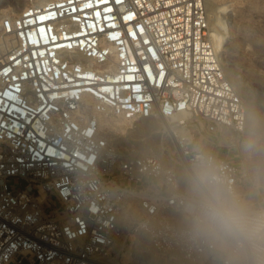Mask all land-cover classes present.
<instances>
[{
    "label": "built area",
    "instance_id": "2783aa9c",
    "mask_svg": "<svg viewBox=\"0 0 264 264\" xmlns=\"http://www.w3.org/2000/svg\"><path fill=\"white\" fill-rule=\"evenodd\" d=\"M104 119L160 120L164 147L139 148ZM247 121L207 0L0 10V264H108L140 235L155 264H206L179 235L187 178L207 156L217 179L243 187L248 156L200 141L235 145Z\"/></svg>",
    "mask_w": 264,
    "mask_h": 264
},
{
    "label": "clouds",
    "instance_id": "9594fccd",
    "mask_svg": "<svg viewBox=\"0 0 264 264\" xmlns=\"http://www.w3.org/2000/svg\"><path fill=\"white\" fill-rule=\"evenodd\" d=\"M243 150L250 160L247 183L217 179L207 156L193 161L181 203L179 235L206 264H264V122L253 117Z\"/></svg>",
    "mask_w": 264,
    "mask_h": 264
},
{
    "label": "rangeland",
    "instance_id": "374dc122",
    "mask_svg": "<svg viewBox=\"0 0 264 264\" xmlns=\"http://www.w3.org/2000/svg\"><path fill=\"white\" fill-rule=\"evenodd\" d=\"M38 1L41 0H0V10L16 12L29 4L39 3ZM207 12L218 22L219 44L216 49L221 55L224 68L243 80L247 93L243 99L249 112H252V117L263 121L261 109L264 107V0H207ZM108 122L121 123L118 119H104L102 124L108 126ZM122 123L133 130L130 138L144 139L147 143L143 146L147 147L145 149L156 152L164 147L162 136L154 132L162 121H143L132 126L126 122ZM245 138L244 134L238 136L235 145L215 147L214 139L206 135L200 142L206 149L222 152L234 161L244 164L247 156L243 150ZM160 257L161 255L151 247L148 238L140 235L131 243L126 241L122 250L109 263L155 264Z\"/></svg>",
    "mask_w": 264,
    "mask_h": 264
},
{
    "label": "bare ground",
    "instance_id": "6f19581e",
    "mask_svg": "<svg viewBox=\"0 0 264 264\" xmlns=\"http://www.w3.org/2000/svg\"><path fill=\"white\" fill-rule=\"evenodd\" d=\"M44 1L46 0H41V1H38L39 3H43ZM208 16H209V23H210V33H211V36H212V39L214 41V45L215 47L217 48L218 47V44H219V31H218V22L216 20V18H214V16L212 14H209L208 13ZM221 57V55H220ZM224 65V64H223ZM226 71V69H225ZM226 74L228 75V77L230 78V80L232 81V83L234 84V86L236 87V89L238 90V92L241 94L242 97L246 96L247 93L245 91L246 88L245 85H244V82L243 80L233 76V74L229 73L226 71ZM261 113L264 117V107L261 109ZM254 117V116H253ZM252 117V112H249V109H248V121H247V127H246V132L248 133V126H249V121L253 118ZM178 120V118L176 119ZM262 120V119H261ZM264 122V119L263 121ZM166 124V123H165ZM138 126V125H137ZM108 127L110 129H112L113 131H116V130H120L121 132H126V133H130L131 131H129L128 129V126H125L123 125V123H117V122H112V123H109L108 122ZM141 127V126H140ZM139 128V127H138ZM137 130V129H136ZM157 131V130H156ZM139 132V131H138ZM155 132V131H154ZM144 140V139H143ZM148 142H151V141H148ZM153 143V142H152ZM147 144V143H146ZM135 145H137V147L141 148L144 146V142L141 141V140H138V141H135ZM147 148V147H145ZM110 261L112 262L113 260L110 259ZM109 261V262H110ZM110 264V263H108Z\"/></svg>",
    "mask_w": 264,
    "mask_h": 264
},
{
    "label": "crops",
    "instance_id": "0c3cea01",
    "mask_svg": "<svg viewBox=\"0 0 264 264\" xmlns=\"http://www.w3.org/2000/svg\"><path fill=\"white\" fill-rule=\"evenodd\" d=\"M202 148H203L204 150H206V151H209V150H208V149H206V147H205V146H203V145H202Z\"/></svg>",
    "mask_w": 264,
    "mask_h": 264
}]
</instances>
